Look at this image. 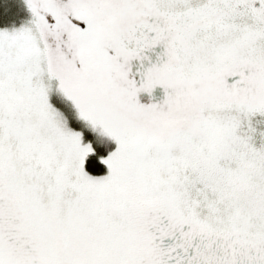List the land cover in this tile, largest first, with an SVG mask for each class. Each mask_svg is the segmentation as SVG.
Listing matches in <instances>:
<instances>
[{
    "label": "snow or ice",
    "instance_id": "1",
    "mask_svg": "<svg viewBox=\"0 0 264 264\" xmlns=\"http://www.w3.org/2000/svg\"><path fill=\"white\" fill-rule=\"evenodd\" d=\"M0 264H264V0H0Z\"/></svg>",
    "mask_w": 264,
    "mask_h": 264
}]
</instances>
